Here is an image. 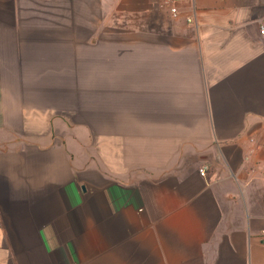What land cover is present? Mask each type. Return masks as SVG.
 <instances>
[{"label":"crops","instance_id":"crops-1","mask_svg":"<svg viewBox=\"0 0 264 264\" xmlns=\"http://www.w3.org/2000/svg\"><path fill=\"white\" fill-rule=\"evenodd\" d=\"M263 19L0 0V264H264Z\"/></svg>","mask_w":264,"mask_h":264},{"label":"built area","instance_id":"built-area-1","mask_svg":"<svg viewBox=\"0 0 264 264\" xmlns=\"http://www.w3.org/2000/svg\"><path fill=\"white\" fill-rule=\"evenodd\" d=\"M182 0H165V3L171 7V12L174 16L178 15V5ZM192 19H189V22H191ZM259 32L262 37H264V19L261 21L259 26ZM210 167L207 164H203L199 168V174L203 178H207L209 174ZM263 237H264V230L262 231Z\"/></svg>","mask_w":264,"mask_h":264}]
</instances>
